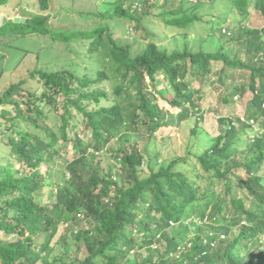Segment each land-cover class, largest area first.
Returning a JSON list of instances; mask_svg holds the SVG:
<instances>
[{
  "label": "trees",
  "instance_id": "1",
  "mask_svg": "<svg viewBox=\"0 0 264 264\" xmlns=\"http://www.w3.org/2000/svg\"><path fill=\"white\" fill-rule=\"evenodd\" d=\"M167 1L155 16L176 43L171 49L151 34L134 48L108 24L66 33L41 16L6 22L57 42L85 40L99 65L95 73L32 70L37 88L23 79L0 93V137L9 147L0 171V264H264V26L250 25L264 21V0H220L219 8L217 0H179L170 10ZM157 2L117 0L99 17L138 31ZM213 76L224 87L217 108L249 95L234 121L218 119L215 137L200 127ZM49 112L58 117L51 127ZM169 128L188 134L184 155L167 161L148 146ZM132 135L144 150L126 140ZM104 151L119 165L115 175L111 166L85 167Z\"/></svg>",
  "mask_w": 264,
  "mask_h": 264
},
{
  "label": "rangeland",
  "instance_id": "2",
  "mask_svg": "<svg viewBox=\"0 0 264 264\" xmlns=\"http://www.w3.org/2000/svg\"><path fill=\"white\" fill-rule=\"evenodd\" d=\"M41 0H8L7 4L0 8V93L8 88L11 84L17 83L20 80L27 79L31 89L37 88L35 80L29 79V73L32 70H43L48 72H55L64 69H74L76 73H95L98 67V60L95 57L90 60L87 54V42L85 40H74L70 43H62L53 41L51 34H24L19 33L17 25H9L1 23V19L5 18L12 20L15 17L30 20L33 16H41L47 18L48 27L52 32H74V31H91L97 26L108 24L112 30V33L116 39H120L123 43H130L134 48H143L147 43L148 38L146 35H156L158 41L164 42V46L168 49L174 47V44L169 39V32L161 18L155 16L161 12V4L163 0H158V8L142 20L141 25L143 29L132 32L131 26H126V23L122 20H102L99 14L105 13L110 7V4L117 0H46L47 9L43 10L40 4ZM140 1V0H138ZM166 8L168 10L179 7V0L167 1ZM220 5V0H217L215 6ZM219 8V7H218ZM210 13V12H209ZM212 16H218L217 10L211 11ZM203 15L205 21H209L211 17L206 11ZM231 20V18H230ZM14 23V22H13ZM18 24V23H14ZM209 25L216 26V20ZM250 25L256 27L264 26L262 19L255 20L251 18ZM207 27V25L205 26ZM201 33L198 28L188 32V38L193 39L196 34ZM163 81V80H162ZM211 84L204 88L203 94V117L200 122V127L203 128L209 135L215 137L221 131L218 119L220 117H231L233 121L239 115L243 114L249 95L241 101H235L230 106L220 105L216 106V99L223 93V86L217 81V77L210 78ZM209 82V83H210ZM242 84L243 82H235ZM164 82L158 85V89L162 90ZM107 90H110L106 86ZM161 106L163 104L161 103ZM55 112H49V120L47 123L49 126H54L57 123L58 117L53 118ZM0 123H4L0 118ZM237 123L236 121L234 122ZM252 124V123H251ZM5 130V126L2 124L0 130ZM256 130L257 127L255 126ZM9 133V132H8ZM187 129L175 130L174 128L162 129L156 136V142L149 145V149L154 151L155 148L161 150L164 160H171L180 155H184V141L187 135ZM168 137V140L165 139ZM129 143L137 141L138 148L144 150L147 146L144 139L137 136H129L126 138ZM6 138L0 137V171L9 161V147L5 145ZM112 149L118 148L117 142L111 145ZM155 147V148H154ZM162 148V149H161ZM68 158L73 157V151L70 149ZM12 166L15 169H19L21 164L11 161ZM92 165H96L104 172L107 166L112 167V174L119 170V165L111 158L108 152L100 153V156L93 158L89 156L86 159L85 167L88 169ZM51 201L50 194L48 193L44 198V203ZM65 232V227L59 228L58 234L54 238L52 244H54L58 238ZM0 239H4V235L0 233ZM13 238L10 237L9 240ZM145 255L148 253L142 251Z\"/></svg>",
  "mask_w": 264,
  "mask_h": 264
},
{
  "label": "water",
  "instance_id": "3",
  "mask_svg": "<svg viewBox=\"0 0 264 264\" xmlns=\"http://www.w3.org/2000/svg\"><path fill=\"white\" fill-rule=\"evenodd\" d=\"M1 20H2L1 23H6L8 21H12L14 23H27L28 22V20H24V19H20V18H16V17L14 19H12V20H8V19H5V18H3Z\"/></svg>",
  "mask_w": 264,
  "mask_h": 264
}]
</instances>
